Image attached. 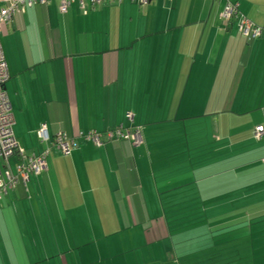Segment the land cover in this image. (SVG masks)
<instances>
[{"label": "crops", "instance_id": "crops-1", "mask_svg": "<svg viewBox=\"0 0 264 264\" xmlns=\"http://www.w3.org/2000/svg\"><path fill=\"white\" fill-rule=\"evenodd\" d=\"M227 2L264 27V0ZM83 4L0 39L18 149L42 152L40 129L79 144L0 203V264H264V37L224 0ZM121 126L143 144L82 140Z\"/></svg>", "mask_w": 264, "mask_h": 264}, {"label": "built area", "instance_id": "built-area-1", "mask_svg": "<svg viewBox=\"0 0 264 264\" xmlns=\"http://www.w3.org/2000/svg\"><path fill=\"white\" fill-rule=\"evenodd\" d=\"M59 12L65 14L68 8L78 3L79 8L84 11L85 6L83 0H59ZM121 0H89L90 7H96L111 2H120ZM151 0H139L141 5H146ZM226 2L219 15L220 20L228 23L232 20L236 21V29L240 37L251 42L261 37H264V27H256L251 22L247 21L237 11V4ZM46 0H1L0 1V39L6 35L7 28L12 22V17L23 13L25 9H32L34 6L43 5ZM9 81V74L4 60V56L0 46V202L7 196L8 192L13 191L18 185H24L29 177H38L46 169V158L51 150H54L60 155H67L70 151L78 148L77 140L66 138L62 134L55 136L54 140L49 141L46 132L43 129L37 131V137L40 143L46 148L38 156H24L18 149L14 140L12 128L14 126L13 116L11 114L10 104L6 96L5 86ZM116 137H122L120 132L115 133ZM113 135H109L111 139ZM253 137L259 140L264 137V128L259 127L254 130ZM130 139L134 146L141 143L140 135L126 133L125 139ZM82 140L91 143L95 147L102 146L98 134L90 133L82 136ZM15 156L18 157V162L12 170L9 167V162Z\"/></svg>", "mask_w": 264, "mask_h": 264}, {"label": "trees", "instance_id": "trees-1", "mask_svg": "<svg viewBox=\"0 0 264 264\" xmlns=\"http://www.w3.org/2000/svg\"><path fill=\"white\" fill-rule=\"evenodd\" d=\"M51 0H46V2L43 4V5H37V6H34V7H44V6H46L49 2H50ZM60 2V1H59ZM33 7V8H34ZM60 7V6H59ZM92 8H94V7H92ZM60 13V12H59ZM233 21V20H232ZM6 63V62H5ZM127 122L128 123H130V124H132V117L131 116H127ZM116 132H120L121 134H123V138L122 137H116L115 136V133ZM138 133L139 135H140V139H141V143L138 145V146H140L141 144H143V141H142V135H141V129L140 128H138V127H133V129H131V130H126V128H124L123 126H121L120 128H118V129H115V130H113V131H109V132H104V133H95V132H89V133H87V134H85L84 136H86V135H88V134H90V133H95V134H98V136L100 137V141H101V144L102 145H104L106 142H126V143H128L131 147H138V146H134V144L132 143V141L128 138V139H125V136H126V133H132V134H134V133ZM59 134H62V133H59ZM58 135V134H57ZM62 135H64V134H62ZM109 135H113V137L111 138V139H109L108 138V136ZM65 136V135H64ZM66 138H68V139H72V140H76V139H73V138H69V137H67V136H65ZM55 138V137H54ZM54 138H53V140H54ZM78 146H79V144H78ZM44 151V150H43ZM42 151V152H43ZM42 152H40V153H38V154H34V156H38V155H40ZM47 159V158H46ZM9 167L13 170L14 169V167H12L11 166V164H10V162H9ZM46 170V169H45ZM44 172V171H43ZM42 172V173H43ZM41 173V174H42ZM40 174V175H41ZM39 177V176H38ZM38 177H29V179H28V181L26 182V183H28L29 182V180L31 179V178H38ZM25 183V184H26ZM25 184H24V186H25ZM18 186H20V185H18ZM17 186V187H18ZM16 187V188H17ZM15 188V189H16ZM14 189V190H15ZM13 190V191H14ZM13 191H11V192H8V194H7V196L5 197V199L9 196V194L10 193H12ZM4 199V200H5ZM3 200V201H4ZM1 203V202H0Z\"/></svg>", "mask_w": 264, "mask_h": 264}, {"label": "rangeland", "instance_id": "rangeland-1", "mask_svg": "<svg viewBox=\"0 0 264 264\" xmlns=\"http://www.w3.org/2000/svg\"><path fill=\"white\" fill-rule=\"evenodd\" d=\"M137 1H138V3L140 4L139 0H137ZM146 5H147V4H146ZM146 5H141V4H140V6H146ZM45 148H46V147H45ZM56 252H57V251H56Z\"/></svg>", "mask_w": 264, "mask_h": 264}]
</instances>
